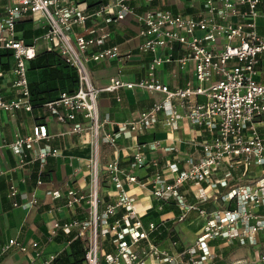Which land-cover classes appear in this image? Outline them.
I'll use <instances>...</instances> for the list:
<instances>
[{"label": "built area", "instance_id": "2783aa9c", "mask_svg": "<svg viewBox=\"0 0 264 264\" xmlns=\"http://www.w3.org/2000/svg\"><path fill=\"white\" fill-rule=\"evenodd\" d=\"M152 1L163 0H100L94 4L86 0H0V50L11 52L0 66V115L13 116L35 108L29 61L38 52V40L44 42V49L60 53L77 74L73 91H60L36 108L66 124L72 133H89L88 189L68 186L64 192L46 191L52 198L63 197L67 207L87 204V218L55 219L51 228L52 234L58 229L63 233L79 231L84 238V264H208L218 257L210 241L236 240L240 245L254 246L259 242L257 234L264 230V82L255 78L264 55V36L258 33L255 22L260 0H203L202 11L196 16L170 6L134 11L135 2ZM130 14L139 25L141 40L136 51L147 59L145 73L128 80L121 78L123 70L118 68L106 85L97 87L90 75V61L128 59L135 52L128 49L121 53L118 44L105 45L109 35L106 25ZM25 18L40 30L39 35L29 39L20 35L17 26ZM98 18L104 24H97ZM170 62L179 67L191 62L195 82L184 86L163 82L157 69ZM137 87L161 93L162 98L140 111L137 118L115 121L106 129L110 119L100 113V92ZM198 95L203 99H196ZM182 119L203 126L209 135L201 141L199 155L185 158L183 166L177 159L162 164L137 147L127 166L113 158L101 167V142L115 147L119 136L134 137L158 121L177 129ZM50 137L46 123L37 121L29 133L15 132L9 141L0 139V152L3 147L9 149L18 166L36 163L37 186L42 183L47 158L59 154ZM163 149L177 150L173 145ZM148 168L151 171L143 178L136 174V170ZM102 170L113 186L110 201L100 200ZM236 172L239 181L232 184L237 180ZM128 183L146 187L158 210L165 204L175 205L176 221L185 220L191 211L203 217L194 241L179 252L183 258L155 241L165 223L143 221L135 208L136 198L126 189ZM188 185L198 186L193 201L186 199L184 188ZM219 187L225 188L218 195L222 205L207 209L204 203ZM5 195L12 206L38 202L35 188L20 192L12 181ZM104 240L112 246L108 251L103 248ZM175 243L172 239L171 244ZM29 246L39 259L37 264H50L58 255H43L37 241L28 244L15 237L3 243L0 252L12 247L26 251ZM252 264H264V248Z\"/></svg>", "mask_w": 264, "mask_h": 264}, {"label": "crops", "instance_id": "0c3cea01", "mask_svg": "<svg viewBox=\"0 0 264 264\" xmlns=\"http://www.w3.org/2000/svg\"><path fill=\"white\" fill-rule=\"evenodd\" d=\"M86 1L94 4L100 0ZM202 2L203 0L135 2L133 8L134 11L139 12L147 7H155L156 5L170 6L174 10H181L196 16L202 11ZM258 9L259 14L255 20L256 28L258 33L264 36V0H260ZM136 19L135 15L130 14L119 21L106 25L109 35L105 39V45L118 44L121 53H124L128 49H132L135 52L128 59L90 61L88 63L90 75L97 87L106 85L109 77L115 75L118 68H122L123 70L121 78L128 80L138 79L145 73L147 59L145 55H141L136 51V46L141 40L137 34L139 25ZM97 20V24H104L101 18ZM76 30L79 31L80 28H76ZM40 41L43 43L42 48H39ZM37 48V51L44 49V42L41 39L37 41ZM157 73L163 82L171 86H184L188 81L195 82L191 62L183 67H179L174 62L164 63L158 67ZM29 77L33 80L39 79V71L32 70ZM255 78L258 81L264 82V55L261 57ZM161 98V93L138 87L132 89L119 88L113 91H105L104 89L98 96V106L101 115H108L110 119V122L106 124V129H111L114 126L113 122L137 118L140 111L148 108L154 101ZM196 99L202 100L203 96L198 95ZM37 121L46 123L48 133L51 135L49 142L53 147H58L59 154L47 158L46 163L42 167V183L35 186L38 165L34 163L18 166L15 156L9 149L3 147L1 150L0 246L9 238L15 237L28 244L31 241H37V248L43 255L56 252L57 256H60L70 252V239H68L70 233L73 237L77 235L83 236L76 229H73L69 233H63L58 229L56 233L52 234L53 220L85 219L88 217L87 204L84 201L73 207H67L64 205L63 197L52 198L46 194V191L59 189L61 192H64L68 186L84 191L88 189L89 170L87 162L91 148L89 133H72L66 124L56 121L47 112L43 111L42 108H33L32 111H17L13 116L7 113L1 114L0 139L9 141L15 132L21 134L29 133L31 125ZM208 137V132L203 126L190 124L186 119L180 121L177 129H172L170 126L158 121L134 137L126 138L119 136L115 147L101 142L100 164L103 168L108 161L117 158L122 166H127L133 152L137 150V147H142L147 152L148 157H155L162 164L166 161L169 162L177 159L179 165L183 166L185 158L199 155L200 143ZM156 140L159 141V144L154 146L153 142ZM166 145H173L177 150L165 151L163 148ZM149 171H151V168L147 170L139 169L136 170V174L143 178L146 172ZM235 175L236 177L239 176V172H236ZM100 176L99 194L101 199L104 196L103 200L105 201L113 200V186L109 181L107 173L102 170ZM9 181H12L20 192H30L35 188L38 202L30 206H12L10 200L5 197ZM238 181L239 177H237V180L232 181V184H236ZM197 188V185H188L184 188L187 200H195L194 193L198 191ZM203 188H205V185ZM126 189L136 198L135 208L141 217L146 218L144 222L149 220L163 221L165 223L164 228L168 222L172 223L170 229L175 236L176 243L174 245L171 244L173 238L170 236L162 239L159 238L158 242L161 247L168 249L170 253L183 258L184 255H179V252L190 245L200 232L201 226L204 223L203 217L197 216V212L191 211L185 220L176 221L175 215L178 212V208L175 205L165 204L161 210H158L156 208V200L150 195L146 187L128 183L126 184ZM224 190L225 188L219 187L213 196L204 203L207 209L222 205V202L218 199V195L219 192ZM207 191L212 194L210 190L207 189ZM17 198L19 199V197ZM149 217L154 218L147 219ZM257 237L259 242L254 246L248 244L240 245L236 240L220 241L215 239L210 241V247L215 250L218 257L208 264H230V262H235V260L237 261L236 264H247L245 261L246 257H251L249 263L252 264L256 260L259 251L264 248V230L260 231ZM230 243H235L233 250ZM102 245L106 251L112 247L109 240H104ZM224 249H227L226 254L223 252ZM236 250H239V252L232 258L231 254L233 255V252H236ZM229 256L231 257L229 263L224 262L223 260L228 261L227 257ZM237 256H245V259H238ZM241 260L242 262L238 263ZM38 261L39 259L35 257L32 246H29L26 251L12 247L6 252H0V264H37Z\"/></svg>", "mask_w": 264, "mask_h": 264}, {"label": "trees", "instance_id": "16d2710c", "mask_svg": "<svg viewBox=\"0 0 264 264\" xmlns=\"http://www.w3.org/2000/svg\"><path fill=\"white\" fill-rule=\"evenodd\" d=\"M17 27L21 29L20 35L25 39L40 34V30L35 29L28 18L19 21ZM10 53L7 49L0 50V66ZM32 70H38L40 74L39 79L33 80L29 77L32 101L35 108L41 106L44 101L55 98L60 91H73L76 87L77 74L75 69L65 62L57 51L39 50L35 58L29 61V74ZM152 218L154 217L147 219ZM145 219L143 218V221H146ZM171 225L172 223L168 222L167 226L161 229L159 237L155 239L156 242L159 238L162 239L166 236L174 239L175 236L170 229ZM68 239H70V252L57 256L50 264H84V238L79 235L73 237L70 233ZM223 252L226 254L227 249H224Z\"/></svg>", "mask_w": 264, "mask_h": 264}, {"label": "rangeland", "instance_id": "374dc122", "mask_svg": "<svg viewBox=\"0 0 264 264\" xmlns=\"http://www.w3.org/2000/svg\"><path fill=\"white\" fill-rule=\"evenodd\" d=\"M42 46H43V43L40 41V42H39V48H42ZM100 175H101V174H100ZM100 175H99V182H100V179H101V176H100ZM100 183H101V182H100ZM100 183H98V187H99V188H100ZM203 222H204V220H203ZM193 241H194V240H193ZM190 244H191V243H190ZM234 244H235V243H230V246H231L232 250L235 248V245H234ZM236 248H237V246H236ZM231 252H232V251H231ZM238 252H239V250H238V251L236 250V252H233L234 254H233V255L231 254L232 258L234 257V255H235L236 253L238 254ZM244 257H245V256H243V257H242V256H239V257L237 256L238 259H240V258H244ZM250 258H251V257H246V259L244 258L245 261L247 262V264H251V263H249V262L251 261ZM230 259H231V257L229 256V257H227V260H228V261H226V260H223V261L229 263V260H230ZM242 260H243V259H242ZM242 260H241L240 262H238V263H241ZM236 262H237V261L235 260V262H232V263L230 262V264H236Z\"/></svg>", "mask_w": 264, "mask_h": 264}]
</instances>
